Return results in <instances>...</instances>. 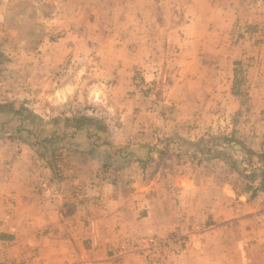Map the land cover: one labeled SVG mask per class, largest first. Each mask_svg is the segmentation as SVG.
<instances>
[{
  "label": "crops",
  "instance_id": "1",
  "mask_svg": "<svg viewBox=\"0 0 264 264\" xmlns=\"http://www.w3.org/2000/svg\"><path fill=\"white\" fill-rule=\"evenodd\" d=\"M23 1L0 0L1 53L21 39L2 19L36 9V0ZM62 1L57 0L65 10V23L59 15L64 29L59 42L43 39L37 48L15 51L29 59L44 53L48 43L47 48L58 45L67 53L73 47L70 26L77 32L72 41L84 38L78 27L86 19L77 0ZM117 1L123 9L134 6ZM204 1L192 17L154 18L152 23L172 26L155 42L166 60L162 89L150 96L133 94L134 70L118 69L113 76L123 93L110 103L104 128L69 122L60 131L48 129L39 144L43 118L28 108L20 117L13 102L0 101V264H146L129 243L120 246L137 235L176 228L190 234L187 249L162 264H264V64L252 68L255 112L245 115L243 101L236 100L244 92L235 91L234 66L242 49L227 41L225 27H213L245 19V2L223 0L227 9L217 14L211 11L219 0ZM136 6L167 14L180 7L176 0H143ZM158 60V65L164 61ZM30 67L21 65L32 81ZM228 111L234 115L229 134L221 131ZM250 119L254 126H244ZM52 137L67 144L49 149ZM62 151L63 162L56 154Z\"/></svg>",
  "mask_w": 264,
  "mask_h": 264
},
{
  "label": "rangeland",
  "instance_id": "2",
  "mask_svg": "<svg viewBox=\"0 0 264 264\" xmlns=\"http://www.w3.org/2000/svg\"><path fill=\"white\" fill-rule=\"evenodd\" d=\"M36 1L34 11L28 13L24 9L18 16L9 13L2 19L4 21L2 24L10 29L14 38L20 36L21 39L13 40L7 47H2V53L0 51V101L13 102L15 107L17 106L15 110L23 105L26 108L25 115L29 109L34 110L32 112L43 118L44 122L38 125L43 133L40 137L34 138L38 141L37 143L42 144H44L42 140L44 132L46 133L51 128H56V130L60 128V131L65 128L66 123L71 122L65 119L67 116H89L92 121L90 126L106 127L104 118L112 112L109 105L123 93L122 86L113 76L114 74L117 77L118 69L126 67L134 70L130 77L133 88L130 92L133 94L136 93L142 97V95H153L159 89L161 91L162 73L166 72V64H164L166 60L165 56H159V48L156 49L158 46L155 42L159 40V34L169 32L172 26L168 25L167 28V24L152 23L154 18L164 16L167 19V17L180 15L183 17L181 19H186L192 17L195 11H201V6L205 4L204 0H176L180 7L175 10L174 14L170 12L167 14L165 11L160 13L157 10L137 7L136 5L143 0H129L134 5L130 9L118 7L117 0H77L78 12L86 19L78 27L79 36L84 38L72 41L70 36H77L76 27L67 28L66 31L70 34L68 40L73 47L67 53L64 52L67 54L64 59L62 57L64 53L59 51L58 45L56 48H47V46L48 43L59 42L57 39L60 32L64 30L60 29L59 15L64 21L65 10L62 4L57 3V0ZM64 1L68 2V0H63L62 3H65ZM216 1L214 0V5ZM243 1L245 2L243 7L246 14L245 19L231 26L216 25L213 27L217 29L225 27L227 41L239 43L242 49L234 66L236 69L235 91L244 92V94H238L236 100L243 101L242 109L247 111L245 114L247 115L249 112H255L253 109L255 105L251 103L250 96L253 83L252 68L257 64H264V0ZM217 3L219 7L211 13L224 14V9H227L224 7V1L219 0ZM107 4H112V6H107ZM49 5L53 6V9L48 7ZM72 8L77 7L71 5ZM71 9L69 8L67 12L70 24H72V16L69 14ZM173 27L179 33H183L181 27L175 25ZM198 28V32L203 33V26ZM63 36L67 39L65 34ZM43 39L48 41L43 46L44 53L40 54L39 51L33 58L28 59L27 56L21 54V51H15L22 48H37L43 44ZM76 46L77 50L74 49ZM188 46L193 48L191 44ZM153 50L157 55L153 54ZM158 59L164 61L158 65ZM22 64L31 66L28 70L33 74L32 81L28 80L27 68L22 69ZM139 78L153 84L149 93H146L144 85L137 84L136 81ZM7 106L11 107L9 104ZM5 113L8 112L5 111ZM82 113L85 115H80ZM227 113V120H223L221 131H227L229 134L234 115L232 116L230 111ZM244 123V126L248 127L255 124L251 119L248 123L245 120ZM54 138L57 139V137L51 138L49 149H52V146L59 147L64 142L54 141ZM227 139H233V137L230 138L229 135ZM30 141L33 140L30 138ZM66 144L64 142L62 146ZM36 145L43 155V148ZM56 154L58 156L61 154V162H63L64 155L67 153L62 151ZM47 155L48 161L52 163L50 153ZM122 157L127 161L129 156L123 152ZM54 158L60 159L56 156ZM125 247L126 242L120 246L121 249Z\"/></svg>",
  "mask_w": 264,
  "mask_h": 264
},
{
  "label": "built area",
  "instance_id": "3",
  "mask_svg": "<svg viewBox=\"0 0 264 264\" xmlns=\"http://www.w3.org/2000/svg\"><path fill=\"white\" fill-rule=\"evenodd\" d=\"M137 84L144 85L149 93L153 84L139 78ZM203 227H195L194 231L201 232ZM190 240V234L181 229L167 233H147L134 236L128 240V249L143 257L146 264H162L185 253Z\"/></svg>",
  "mask_w": 264,
  "mask_h": 264
},
{
  "label": "trees",
  "instance_id": "4",
  "mask_svg": "<svg viewBox=\"0 0 264 264\" xmlns=\"http://www.w3.org/2000/svg\"><path fill=\"white\" fill-rule=\"evenodd\" d=\"M13 113L18 114L20 117H26L27 116V115H25V108H23V107H20L18 110H15ZM70 120H71V122L76 124L75 125L76 128L85 127L90 122L92 123L91 119L89 117H86V116H79L78 118L72 117ZM97 127L98 126H96V128Z\"/></svg>",
  "mask_w": 264,
  "mask_h": 264
}]
</instances>
